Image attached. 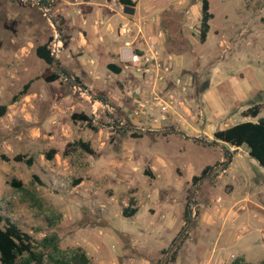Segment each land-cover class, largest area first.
I'll list each match as a JSON object with an SVG mask.
<instances>
[{
  "label": "rangeland",
  "instance_id": "obj_1",
  "mask_svg": "<svg viewBox=\"0 0 264 264\" xmlns=\"http://www.w3.org/2000/svg\"><path fill=\"white\" fill-rule=\"evenodd\" d=\"M34 1L0 0V78L10 82L0 98V105H10L0 117V211L35 243L54 234L61 251L56 260H69L71 252L81 248L90 264H162L181 233L173 250L175 260L181 261L190 253L189 243L199 239L204 216L210 247L219 251L226 246L224 264L237 255H244L249 264H264V169L245 146L205 144L217 130L264 117V0H208L213 18L204 43L198 38L201 0H133L139 13L122 44L129 41L138 51L153 44L160 68L153 63L143 75L124 60L125 69L136 76L130 77V101L119 98V103L102 93L80 96L69 77L48 84L38 80L36 93L29 87L27 95L13 100L41 73L35 47L52 38L51 47L56 35L63 46L69 42L58 30L54 2L46 11ZM81 101L88 104V113L94 111V101L110 109L93 122L98 131L71 120ZM257 104L258 116L244 117ZM37 128L46 137L34 138ZM78 140L88 142L93 154L75 147ZM50 150L55 154L47 160L44 154ZM18 154L32 158L31 166L13 162ZM97 161L104 162V168L93 172ZM206 166L212 170L193 183L192 177ZM13 180L21 187L10 184ZM129 200L131 208L141 212L140 222L156 218V204L162 205L164 215H179V231L169 233V239L161 233L149 236L134 246L120 234L121 250L112 256L115 242L110 250L106 247L104 230L115 224ZM187 204L189 224L184 221ZM97 236L104 238L100 255L90 251Z\"/></svg>",
  "mask_w": 264,
  "mask_h": 264
},
{
  "label": "crops",
  "instance_id": "obj_2",
  "mask_svg": "<svg viewBox=\"0 0 264 264\" xmlns=\"http://www.w3.org/2000/svg\"><path fill=\"white\" fill-rule=\"evenodd\" d=\"M49 1L51 9L52 3L54 2L53 10L54 14L59 17V21L61 22V31L69 36L68 44L65 46L61 44L58 54L56 55V57H53L59 65L58 69L65 70L68 73V77L70 78V80H74L76 82V84L74 85L79 86L86 93L84 95L81 94L80 96H87V93L89 92L90 96L95 97L97 96V94L102 93L104 97L109 100L112 99L119 103V98H124L125 101L129 102L130 98L128 94L129 90H131L132 84L130 77L134 74H131V72L125 69L124 67V60L129 57V50L123 46V38L118 37V28L123 23L134 22L136 16L139 13L138 6L132 7L134 9V14L132 16L126 15L123 12L124 6L119 4L117 0ZM145 31L146 27L144 28V32ZM35 58L37 57L35 56ZM37 65L39 66V68H42L41 73L47 67L41 59H39V62L37 61ZM72 66H74V70H72ZM108 66L111 67L113 71L115 69H118V73L112 72V70L108 69ZM52 69L58 70L55 66H53ZM68 77L60 76L58 80L63 79L67 81ZM0 79L3 78L1 77ZM38 80H40V82H44L41 79H36V77L34 79L29 80L32 81L29 86L30 93L32 95L36 93L38 89L37 85L34 84ZM9 84L10 82L6 79L0 80V98H2V96L4 97L5 93H7V88ZM21 89L19 91H21ZM25 95H27V92L25 93ZM1 104L2 105L0 106H6L7 112L10 105L5 103ZM78 105L80 107L79 112L77 113H83L91 117L93 122H96L98 118L102 117V114L107 106V104H103L99 101H94L93 108L95 109L93 112L91 111V113H88L86 111V108H88V104H86L84 101H81L78 102ZM33 134L35 136L34 138L46 137V135L40 133L38 128L33 131ZM104 165V162L97 161L93 172L99 170V167L101 166L102 168H104ZM105 169L108 170V167H106ZM123 173L124 172H122V174ZM156 205L158 211L155 219H147L144 222H140V211L136 210V212L130 217H123L122 210L119 218L116 219V222H114L118 225H110L112 222L108 221V225L110 226L108 229L104 230L106 235H104L103 237H107V241L105 244L109 250L111 248V242H115L116 248H113L115 254H112V256L118 255L121 250L118 247L120 241V234L128 236L127 238L132 242V245L134 246V242H136L137 240L148 239L149 236L157 238V235L159 233L166 234V238L169 239L171 238L170 235H168L169 233L174 234V232L177 233L179 231V215H176L174 217L170 216V214L168 213L164 215V213L166 212H164L165 210H163L162 205ZM215 207L216 205H214V208ZM213 212L215 213V209L213 210ZM162 216L163 219L165 218V221L161 222ZM213 217H215L214 214L211 217L212 222ZM121 219H124L125 221ZM119 220H121L122 222H118ZM205 221L206 218L203 216L201 219L200 227L198 228V231H200V236H202V238L200 239V236H197V238H199L197 239V241H192L191 243H189L188 250L190 251V253L184 260H174V264L226 263L225 259L228 257V251L226 249V246L222 245L219 251L214 246L210 247L212 244L209 239L210 233L207 234L208 228H210V226L205 225ZM241 223L242 227L246 226V222ZM163 225L169 226L170 229L167 228V231H165ZM212 228L217 230V228L213 226ZM97 237L98 242L91 244L92 249L90 251L93 254L100 255L98 249L102 245L101 239L104 238L99 236ZM159 246H161V248L163 247L162 245ZM237 256L246 260L247 263L251 262L246 259L244 255ZM130 262L133 263L134 260L130 258Z\"/></svg>",
  "mask_w": 264,
  "mask_h": 264
},
{
  "label": "trees",
  "instance_id": "obj_3",
  "mask_svg": "<svg viewBox=\"0 0 264 264\" xmlns=\"http://www.w3.org/2000/svg\"><path fill=\"white\" fill-rule=\"evenodd\" d=\"M117 2L123 6L134 7L135 2L133 0H117ZM39 4L43 6H49L48 0H39ZM213 18V15L209 11L208 0H201V11L198 29V38L200 43H204L209 32V21ZM264 22V18L262 19ZM61 32V29L58 28ZM61 40V39H60ZM52 38H49L44 44L35 47L34 54L37 58L41 59L45 64V70L36 79H41L46 83H51L60 78V76L68 77V73L63 69H58L59 65L51 55L49 44ZM63 42V40H61ZM55 66L58 70L52 69ZM108 69L112 70L108 66ZM114 73H118V69H115ZM32 81H28L14 97L13 100H17L19 97L25 95L28 87ZM100 100H103L100 98ZM261 106L254 105L248 108L244 112V117L256 118L260 112ZM6 112V106H0V117ZM71 120L74 122L81 121L86 123L87 127L92 131H97L98 127L93 124L91 117L83 113H73ZM135 136V135H133ZM217 142L226 144L231 147L239 148L245 146L247 148L248 156L255 160L260 167L264 169V117L258 118L256 122L245 121L234 124L222 130H217L213 133V140L205 144L215 145ZM81 148L87 154H93V150L90 148L88 142L78 140L75 142V147ZM54 151L50 150L45 154L47 160H51L54 156ZM4 161L9 159L6 156H2ZM16 163H24L27 166H31L32 158H27L24 155H15L11 159ZM212 170V167L206 166L199 176H193L192 182H198L201 180L208 171ZM145 176L152 178L151 173L144 172ZM10 184L16 187H21V184L17 181H11ZM133 206V201L129 200L128 207L123 209L122 216L130 217L136 209L130 208ZM192 212L187 204L184 209V221L186 224L191 222ZM183 231V230H182ZM181 235V233H180ZM179 235V236H180ZM178 236V237H179ZM175 238L171 244L174 245ZM170 249V248H169ZM169 249L167 251H169ZM165 252V254L167 253ZM61 254L58 246V238L53 234L51 236L43 238L40 242H34L32 237L21 230V228L12 219L5 216L0 211V264H44L47 259H54V256ZM176 251H173L167 261V264H171L175 260ZM56 260L57 264H90L88 257L81 248H76L71 252L70 259L66 260L63 256ZM228 264H249L241 257L235 258L228 262Z\"/></svg>",
  "mask_w": 264,
  "mask_h": 264
},
{
  "label": "built area",
  "instance_id": "obj_4",
  "mask_svg": "<svg viewBox=\"0 0 264 264\" xmlns=\"http://www.w3.org/2000/svg\"><path fill=\"white\" fill-rule=\"evenodd\" d=\"M36 4L39 5V0L36 1ZM43 6V5H41ZM50 6V5H49ZM45 9V6H43ZM47 11V9H45ZM131 29L129 26V23H123L119 26L118 28V37L120 38H125L130 35ZM57 36L54 39L53 44L51 47L49 46L51 55L53 57H56V55L59 52V49L61 47V42L58 41ZM59 43V45H58ZM124 47L129 50V57L127 58L128 62L131 63L135 68L136 71L139 72L140 74H147L149 73L150 69L155 65L157 69L160 68V63L158 62V51L155 49V46L151 43L147 44V51L146 50H132L131 49V42L129 41H124ZM154 63V65H153ZM164 71L168 70V67H163L162 68ZM162 77L159 76V80H161ZM73 89L78 92L80 95L81 94H86L79 86L74 85ZM106 109L110 111V109L106 106Z\"/></svg>",
  "mask_w": 264,
  "mask_h": 264
},
{
  "label": "water",
  "instance_id": "obj_5",
  "mask_svg": "<svg viewBox=\"0 0 264 264\" xmlns=\"http://www.w3.org/2000/svg\"><path fill=\"white\" fill-rule=\"evenodd\" d=\"M31 1H32V2H35L34 0H31ZM123 12H124L125 14H127V15H132V14L134 13V9H133L132 7L124 6ZM56 33L58 34V31H57V30H56ZM169 131H173V130H169ZM162 132L165 133L166 131H162ZM192 140H194V139H192ZM223 166H224V165H222V167H223ZM192 196H193V193H192V195L189 197V203L192 202ZM188 228H189V225H188L187 229H186L184 232H187ZM181 237H182V235L176 240V242L174 243V245H173V246L171 247V249L168 251V254H167V256H166V258L164 259V261H163L162 264H166V263H167L169 256L171 255L172 251H173V250L176 248V246L178 245L179 241L181 240Z\"/></svg>",
  "mask_w": 264,
  "mask_h": 264
},
{
  "label": "bare ground",
  "instance_id": "obj_6",
  "mask_svg": "<svg viewBox=\"0 0 264 264\" xmlns=\"http://www.w3.org/2000/svg\"><path fill=\"white\" fill-rule=\"evenodd\" d=\"M58 45H59V43H58Z\"/></svg>",
  "mask_w": 264,
  "mask_h": 264
}]
</instances>
